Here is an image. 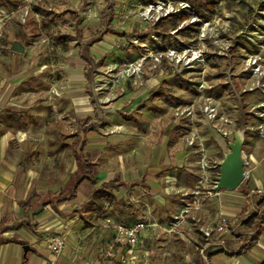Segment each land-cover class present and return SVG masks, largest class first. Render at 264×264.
Here are the masks:
<instances>
[{
	"label": "rangeland",
	"instance_id": "374dc122",
	"mask_svg": "<svg viewBox=\"0 0 264 264\" xmlns=\"http://www.w3.org/2000/svg\"><path fill=\"white\" fill-rule=\"evenodd\" d=\"M9 56L16 62H4ZM85 64L93 77L91 92L86 91L96 99V114L103 116L101 133L131 139L130 121L150 122L140 125L149 130L153 124L155 131L170 121L192 151L195 176L186 181L195 188L202 159L221 163L241 131L249 160L246 178L233 194L222 195L234 205L245 203V216L264 217V187L247 186L254 168L264 166V0H220L208 18L187 0H0V76L31 73L24 88L34 94L26 102L33 100L38 111L44 110L47 126L56 124L62 133L75 132L80 117L54 116L49 108L55 97L50 101L46 89L55 79L60 88L82 78ZM179 79L194 91L183 89ZM158 92L168 97L161 99ZM53 93L60 96L57 89ZM207 103L218 108L214 120L203 110ZM178 106H191L193 114L176 115ZM220 167L201 185L212 197H220L210 186ZM257 228L244 225L243 239L251 241ZM163 235L160 248L165 247ZM258 241L253 247L264 254Z\"/></svg>",
	"mask_w": 264,
	"mask_h": 264
},
{
	"label": "crops",
	"instance_id": "0c3cea01",
	"mask_svg": "<svg viewBox=\"0 0 264 264\" xmlns=\"http://www.w3.org/2000/svg\"><path fill=\"white\" fill-rule=\"evenodd\" d=\"M4 62L12 64L16 57ZM82 67V78H71L60 88L55 79L46 89L50 101L55 97L49 108L54 116L80 117L72 133H62L56 124L47 126L44 110L38 111L32 99L26 102L34 94L24 88L31 73L0 76V264H115L128 250L117 245L115 257L107 258L115 224L141 220L150 226L140 235L136 264H260L264 254L253 247V239H243L248 214L234 213L233 203L222 195L235 191L222 189L220 197L203 190L196 194L197 187L186 181L195 172L182 130L176 133L170 121L165 128L155 131L152 124L148 130L150 122L138 119L128 122L134 128L131 139L121 133L103 135L102 113L96 114V99L86 91L91 92L93 83L91 67ZM88 162L94 165L95 182L77 178L89 170ZM252 175L247 186L263 188L264 166L257 165ZM114 180L118 186L104 187ZM223 209L232 217L231 225L239 227L236 238L226 234L220 241L206 239L201 227L214 223ZM162 233L165 247L160 248ZM55 234L64 239L58 254L49 243ZM258 239L264 247V232ZM25 245L31 249L25 251Z\"/></svg>",
	"mask_w": 264,
	"mask_h": 264
},
{
	"label": "built area",
	"instance_id": "2783aa9c",
	"mask_svg": "<svg viewBox=\"0 0 264 264\" xmlns=\"http://www.w3.org/2000/svg\"><path fill=\"white\" fill-rule=\"evenodd\" d=\"M253 62L258 63V59H254ZM203 110L206 113L208 119L210 120L216 119L218 115L217 106L213 105L212 103H207L204 106ZM185 111H187L189 114H193V108L191 106H188V107L178 106L176 108V115H182ZM194 142H195V139H192L189 142V145L194 144ZM204 158L205 159H202V161L200 162L199 170L201 174L200 175L201 179L199 181V185H197V189L195 191L196 194L200 193V191L202 190L201 185L202 184L204 185V183L208 182L213 171L216 170L219 165H221V163L218 164L217 161H215L213 165H209L206 160V157ZM244 159H245V171L247 173V165L249 163V160L247 159V156L245 155V153H244ZM217 181H214L213 184H210V186H212L213 189H215L216 194L219 193L217 192V188H216ZM230 204L231 203H229V206ZM244 206H245V203L243 202L238 205H234L233 206L234 213H238V214L242 213ZM231 222H232V217L230 216L229 213H227L223 209L219 212L217 220L210 225H205L201 227V231L203 233V236L206 239H210V240H217V241L221 240L226 234H230L232 235L233 238H236L239 227L232 226ZM148 226H150V224L149 222L145 220L138 221L137 223L133 225H123V224H118V223L115 224L116 235H115L113 245L109 248V250L106 253L107 258L115 257L116 246L125 244L128 247L126 255H124L115 264H136V254H137L136 246L138 244L142 231H144ZM49 243H50L51 250L55 254L60 253L64 247V239L59 234L52 235L49 238ZM50 264H59V262L57 260H52Z\"/></svg>",
	"mask_w": 264,
	"mask_h": 264
},
{
	"label": "water",
	"instance_id": "95a60500",
	"mask_svg": "<svg viewBox=\"0 0 264 264\" xmlns=\"http://www.w3.org/2000/svg\"><path fill=\"white\" fill-rule=\"evenodd\" d=\"M17 48V44L15 45ZM244 138L241 131H237L234 141L229 142L230 151L226 153L221 162L220 175L216 184L218 190H236L245 181V159L243 151ZM25 251L31 249L24 246Z\"/></svg>",
	"mask_w": 264,
	"mask_h": 264
},
{
	"label": "trees",
	"instance_id": "16d2710c",
	"mask_svg": "<svg viewBox=\"0 0 264 264\" xmlns=\"http://www.w3.org/2000/svg\"><path fill=\"white\" fill-rule=\"evenodd\" d=\"M191 1L196 9V12L199 16H203L205 18H208L209 13H213L216 9V5L219 3L220 0H187ZM185 14H188L186 10H182ZM181 86L189 91H194V89L189 85L187 81L184 79L178 80ZM85 166L88 167L89 170L83 169V174H79L77 178H80L82 180H89L90 182H95V176L93 174V167L94 165L91 162L85 163ZM243 184V183H242ZM242 184L239 188H241ZM119 185L118 180H114L111 182H107L104 184V187H116ZM248 191V190H247ZM245 213V210L243 211ZM245 226L247 227H255L257 226V233L253 237V242L259 238V236L263 232V224H264V217H258V215H251L246 218L244 221Z\"/></svg>",
	"mask_w": 264,
	"mask_h": 264
},
{
	"label": "bare ground",
	"instance_id": "6f19581e",
	"mask_svg": "<svg viewBox=\"0 0 264 264\" xmlns=\"http://www.w3.org/2000/svg\"><path fill=\"white\" fill-rule=\"evenodd\" d=\"M236 134V133H235Z\"/></svg>",
	"mask_w": 264,
	"mask_h": 264
}]
</instances>
